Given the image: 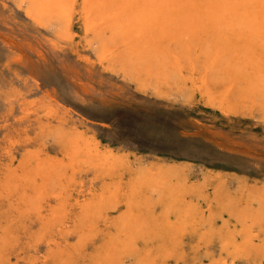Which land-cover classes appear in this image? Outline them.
Masks as SVG:
<instances>
[{
	"label": "rangeland",
	"instance_id": "obj_1",
	"mask_svg": "<svg viewBox=\"0 0 264 264\" xmlns=\"http://www.w3.org/2000/svg\"><path fill=\"white\" fill-rule=\"evenodd\" d=\"M29 8L28 2L0 0L2 160L34 151L59 155L64 143L46 127L77 130L97 137L133 169L160 166L171 171L172 183L184 182L202 196L197 210L220 199L264 206V111L251 116L241 106L232 114L218 103L210 106L188 80L189 64L179 70L159 50L144 59L123 53L115 63L97 62L109 36L86 32L82 0L72 9L66 37L59 36L63 22L40 20L28 14ZM214 77L220 96L230 81L222 68L211 83ZM1 196L0 264H151L153 257L156 264L264 262V246L235 260L224 247L233 229L225 222L236 218L237 204L216 218L212 234L205 233L209 226L185 232L163 257L161 243L149 240L164 225L158 218L171 210L166 209L171 200L161 195L147 207L145 235L129 247L120 244L113 223L120 206L91 218L92 228L78 233V239L75 231L67 234L59 227L67 224L65 219L45 230L37 211L28 214L13 198ZM260 230L264 235V221Z\"/></svg>",
	"mask_w": 264,
	"mask_h": 264
},
{
	"label": "bare ground",
	"instance_id": "obj_2",
	"mask_svg": "<svg viewBox=\"0 0 264 264\" xmlns=\"http://www.w3.org/2000/svg\"><path fill=\"white\" fill-rule=\"evenodd\" d=\"M20 1L30 4L31 16L63 22L59 36L71 34L72 9L79 0ZM82 17L88 34L109 36L97 62L115 63L123 53L144 59L159 50L179 70L189 64L188 80L210 106L218 103L231 114L241 106L251 116L264 111V0H82ZM199 68L202 75H197ZM221 68L230 82L219 96L211 77ZM146 74L151 75L150 70ZM52 129V135L64 143L59 155L34 151L17 160L0 157V197L13 198L28 214L37 211L45 230L65 219L67 224L59 227L67 234L75 231L79 239L78 233L92 228L90 220L120 206L113 223L122 237L120 244L129 247L145 235L147 207L155 195H161L171 200L166 208L171 210L158 218L164 225L159 224L149 240L161 243L163 257L185 232L209 226L205 233L212 234L216 218H223L234 204L236 218L224 221L233 228L224 245L228 255L235 260L248 249L264 246L256 244L264 239L260 230L264 206L254 208L253 200L238 204L220 199L197 210L202 196L184 182L172 183L171 171L160 166L133 169L97 137L46 127ZM96 184L100 185L93 188ZM215 208L220 209L218 214ZM76 213L75 221L70 220ZM155 260L150 263L156 264Z\"/></svg>",
	"mask_w": 264,
	"mask_h": 264
}]
</instances>
